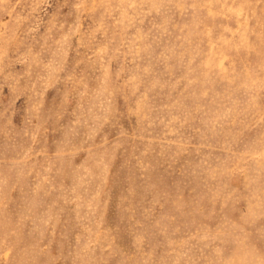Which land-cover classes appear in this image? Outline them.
Segmentation results:
<instances>
[{
  "label": "rangeland",
  "instance_id": "374dc122",
  "mask_svg": "<svg viewBox=\"0 0 264 264\" xmlns=\"http://www.w3.org/2000/svg\"><path fill=\"white\" fill-rule=\"evenodd\" d=\"M0 264H264V0H0Z\"/></svg>",
  "mask_w": 264,
  "mask_h": 264
}]
</instances>
